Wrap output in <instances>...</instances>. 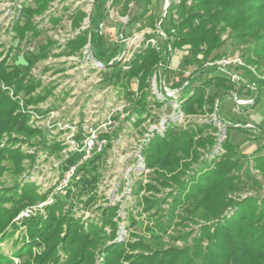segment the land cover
<instances>
[{"label":"trees","instance_id":"1","mask_svg":"<svg viewBox=\"0 0 264 264\" xmlns=\"http://www.w3.org/2000/svg\"><path fill=\"white\" fill-rule=\"evenodd\" d=\"M53 1L32 0L33 6H21L20 18L23 16L24 21L18 18L11 27L17 42L39 35L32 19L43 15ZM93 4L96 19L101 23L102 3L93 0ZM147 4L146 1L145 12ZM86 16L84 11L77 10L71 26L79 29ZM51 21L57 23L58 19ZM159 22L166 35L164 47L156 49L146 44L153 38V34H146L141 48L125 64V70L115 74V83L125 96L131 97V108L124 114L131 126L139 127L151 117L147 101L151 95L150 82L153 75L158 82L167 80L169 70L165 67L164 53L167 44L172 51L186 49L189 56L184 57L183 63L193 68L183 81L172 85L180 89L178 105L183 115H217L222 98L231 96L235 83L215 67L204 65L221 57L225 44L230 46L227 54L241 53L244 66L236 70L247 84H254L257 91L264 92V82L257 77L264 75V0H170L163 17L148 16L150 28ZM87 43L91 44L93 57L103 61V37L98 31L92 33L90 27L68 39L57 55H77ZM56 47L57 42L47 38L38 45L37 53L23 57L24 63L10 66L5 58L0 60V83L12 89L14 97L21 95L25 106L40 104L52 95L55 86H43L31 69L37 61L53 54ZM104 66H108L107 61ZM203 76L205 80L197 83ZM132 83L137 84L135 92L130 89ZM207 86H213V94L205 92ZM8 88L0 87V178L8 172L16 179L22 160L30 157L16 145L40 136L48 154L58 152L60 146L48 144L41 131L28 126L29 115L20 110L17 99L9 96ZM154 104L161 106L159 102ZM210 127L211 123L185 127L169 123L162 135L155 133L144 145L142 156L152 173L144 186L136 181L132 191L139 198L141 211L147 214L141 235L116 241L114 218L118 205L99 207L98 217L84 225L70 209L64 208L67 200L58 197L44 207V215L37 213L23 219V237L15 242L11 257L0 253V264H94L98 254L101 264H264V195L230 197L247 187L257 192L262 184L246 166L245 155L227 135L220 142L223 153L219 157H202V152L217 144V137L207 133ZM235 128L246 132L242 127ZM3 136L7 138L1 145ZM109 146L110 143L81 163V152L70 154L65 161V169L75 166L74 180L80 175L76 180L80 187L78 200L84 196L85 207L96 202L98 165ZM253 168L264 177V156L255 158ZM166 188L169 192L165 196H156ZM142 191L144 194L139 196ZM70 197L71 191L67 190L65 198ZM44 200L45 196L38 195L30 183L14 181L10 187L0 188V243L13 236L9 228L24 208ZM164 204H168L166 209ZM128 221L131 226L137 223L133 216ZM177 241H182V246L176 245ZM13 258L19 262L14 263Z\"/></svg>","mask_w":264,"mask_h":264},{"label":"rangeland","instance_id":"2","mask_svg":"<svg viewBox=\"0 0 264 264\" xmlns=\"http://www.w3.org/2000/svg\"><path fill=\"white\" fill-rule=\"evenodd\" d=\"M100 1L104 15L101 23L96 19L93 0H54L43 15L32 19L39 35L35 38L28 36L23 41L17 42L11 29L12 24L20 18L21 6H33V2L32 0H0V52L2 53L0 60L5 58L7 65L10 66L24 63L23 57L28 53H37L38 45L44 43L47 38L57 42V47L52 50L53 54L37 61L31 69V74L40 79L43 86H55L52 95L44 102L25 106L21 95L14 97L12 89L1 83L0 87L2 90L8 88L9 96L17 99L20 110L29 115V127L41 131L48 144L54 143L60 146L58 152L48 154L41 145L40 136L34 137L30 142L16 145L30 157H24L22 160L21 172L16 179H13L8 172L0 178V188L10 187L14 181L21 184L30 183L35 186L38 195L45 196V200L27 206L14 218V226L9 228L13 236L0 243V253L5 256L11 257L15 242L25 233L23 219L37 213L44 215V207L58 197L67 200L64 208L70 209L74 217L80 219L84 225L98 217L99 207L118 205L117 217L114 218L117 223L116 241L121 242L130 236L141 235L147 223V214L141 211V206L137 203L139 198L132 191L136 181H140L144 186L152 173V170L145 166L142 149L155 133L162 135L169 123L176 127L212 124L207 133L217 137V144L210 150L201 151L203 158L219 157L223 153L220 142L227 135L229 141L237 145L240 152L245 155L246 166L262 184L257 192L247 187L241 193H235L230 197L243 199L255 196L257 193L264 195V177L253 168L255 158L264 156V92L257 91V100L253 104L241 105L238 109L234 96L245 100L252 98L254 92L247 86L241 72L236 70L242 81L239 84L235 83L232 90L234 95L222 98L217 105V115L215 113L183 115L174 99L163 98V91L169 93L175 90L172 85L183 81L193 70L183 63L184 57L189 56L188 51L176 49L170 57L171 69L167 80L164 83L158 82L153 77L150 82L151 95L147 101L151 117L139 127L131 126L124 118L125 112L131 108V97L125 96L123 89L115 83V74L120 69L125 70V64L131 55L141 48L146 34H153V39L159 47H164V39L157 34L159 24L151 29L147 19L149 15H162L170 0ZM146 1L148 4L145 12ZM77 10L84 11L87 16L80 24V28L74 29L71 26V18ZM143 12L145 14L142 16ZM52 18H57L58 22L53 23ZM19 20L23 22L24 17L21 16ZM88 27L92 33L98 31L103 37L105 57L101 63H98L91 54L90 43H87L86 48L77 55H57L68 39ZM229 51L228 44L221 48L224 54ZM224 54L208 62L219 60L225 56ZM104 61H107V67L104 66ZM113 63L117 64L113 65ZM205 78L206 76L199 78L197 83L203 82ZM130 87L135 92L137 84L132 83ZM214 91L213 86L205 88V92L209 95ZM154 102L161 103V106L155 105ZM245 124L259 130L246 128L244 133L235 128ZM90 129L101 139L106 140L103 148L108 143L110 146L98 165L100 176L96 189V202L85 207L84 196L80 198L81 203L78 200L80 187L76 180L80 175L75 180L72 177L64 188L61 187L60 182L64 171L68 170L64 168L65 161L74 153L71 149V141H74L73 147L82 144ZM6 138L7 136L2 137L1 145H4ZM67 190L71 191L69 199L65 198ZM167 192L169 188L156 196H165ZM143 194L144 191L139 196ZM169 201L170 199L167 202ZM167 205L164 204L163 208L166 209ZM130 216H133L136 225H130L128 221ZM193 229H197V226H193ZM105 231L108 233L109 228L106 227ZM166 240L172 242L170 239ZM175 244L182 246V241H177ZM13 260L14 263L19 262L18 259L13 258ZM101 261V255L98 254L94 264H101Z\"/></svg>","mask_w":264,"mask_h":264},{"label":"built area","instance_id":"3","mask_svg":"<svg viewBox=\"0 0 264 264\" xmlns=\"http://www.w3.org/2000/svg\"><path fill=\"white\" fill-rule=\"evenodd\" d=\"M165 11H166V9H165ZM165 11L162 15L165 14ZM158 24H160V22ZM171 32L173 33V30H171ZM157 34L159 36H161L164 40L166 39V35L159 28V25H158ZM147 43H149L152 47H154L156 49L160 48L159 45L157 44V42L153 38L148 39L146 41V44ZM84 48H86V46ZM164 53L166 55V60H167L165 67L169 70V69H171L170 68V57H171V54L173 53L169 44L165 45ZM91 54H92V52H91ZM97 62L101 63L98 60H97ZM204 65L208 66V67H215L220 73H222L223 75L228 77L233 83L239 84L242 81V78L240 77V75H238L236 73L237 72L236 68H240V67L244 66V62L242 60L241 53L239 51H236L231 55L227 54L219 60L206 62ZM249 69L254 73V70L252 68H249ZM153 77H155V75H153ZM257 77H258V79H261L264 82V75L263 76H257ZM162 82H163V80H162ZM247 86L252 89V91L254 92V96L252 98L245 99V100L238 99L236 96H234V101L237 104L238 109H239V106H241V105L253 104L257 98L256 86L254 84H247ZM179 90L180 89H175L169 93H165V91H163V92H164V95L166 97H168L170 100L174 99L175 103H177V105H178ZM231 95H234V93H232ZM52 114L53 113L51 112V115ZM36 118H38V117L36 116ZM250 126L246 125V124L244 126L240 125V127L244 128V129L250 128V129H254V130H259L258 128H255L254 126H251V127ZM71 136L72 135H70V137ZM104 142H106L105 139H101L99 137V135L95 133V131L90 129L88 131V135L84 137L82 144L74 145V147H73L74 141H71L70 144H71V149H73L72 152H81L83 154L82 158L79 162V163H81L82 161L90 158L92 156V154L101 152ZM74 169H75V166H71L68 168L67 171H64V174H63V176L61 178V182H60L62 184V186H61L62 188H64L65 186H67L69 184L70 180L74 176ZM61 187H60V189H61Z\"/></svg>","mask_w":264,"mask_h":264},{"label":"water","instance_id":"4","mask_svg":"<svg viewBox=\"0 0 264 264\" xmlns=\"http://www.w3.org/2000/svg\"><path fill=\"white\" fill-rule=\"evenodd\" d=\"M164 15H162V17H163Z\"/></svg>","mask_w":264,"mask_h":264}]
</instances>
